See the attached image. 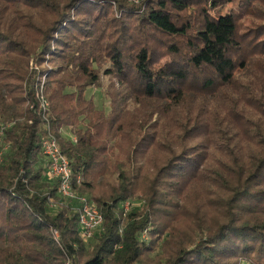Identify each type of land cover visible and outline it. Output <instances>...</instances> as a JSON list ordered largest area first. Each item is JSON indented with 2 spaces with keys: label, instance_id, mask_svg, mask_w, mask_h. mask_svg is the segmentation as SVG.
Listing matches in <instances>:
<instances>
[{
  "label": "trees",
  "instance_id": "16d2710c",
  "mask_svg": "<svg viewBox=\"0 0 264 264\" xmlns=\"http://www.w3.org/2000/svg\"><path fill=\"white\" fill-rule=\"evenodd\" d=\"M234 1L0 0V264H264V102L249 88L264 75L241 55L255 38L264 53V24L243 37ZM49 54L40 95L29 60ZM103 67L109 112L88 97ZM48 135L77 194L98 193L94 244L47 172ZM134 200L146 207L123 223Z\"/></svg>",
  "mask_w": 264,
  "mask_h": 264
},
{
  "label": "rangeland",
  "instance_id": "374dc122",
  "mask_svg": "<svg viewBox=\"0 0 264 264\" xmlns=\"http://www.w3.org/2000/svg\"><path fill=\"white\" fill-rule=\"evenodd\" d=\"M220 1L221 3H224L225 0H220ZM249 1L250 2L248 4L246 2H242V0H236L234 2L229 3V5L225 4V7L223 8L224 14H228L231 11H234L235 15L237 16L239 20L240 32L244 34L246 33L245 35H243V37L246 35L248 36L251 33H254V31L258 29V26L264 24V0H249ZM24 24H25V20H22L20 25L23 27H26V25L24 26ZM25 33H27L26 28L24 29V34ZM35 39H36V35L30 34L28 41L34 42ZM257 42L258 41H256V38H255L253 41L245 42V44L243 45V51L241 55L249 56L252 60L250 66L248 67L249 70L246 74V77H249L250 75H252L251 77H253V73L255 69L257 71H262L264 75V53L260 57H254V55L258 53V51L255 50V46ZM35 58L37 57H34L29 60V69L30 71L33 72V76L34 78H36L35 81H37L39 85L41 86V88H39L40 90L39 93L41 95L42 91L44 90L43 87L46 81V77H43L42 74L48 75V73L51 71V67H54V63L58 62V57L55 58V56L53 57V55L51 56V54H49V55H46L45 60L42 59L40 63H37L38 58L37 59ZM105 69L106 67H103V69L101 70V87L91 88L88 91V97H93L95 99L96 106L98 109L109 112V99L106 96V91L110 84V80L108 79V77L104 76ZM263 80L264 78L262 79L256 78V81L255 82L253 81L251 86H249V88L256 87V89L261 90L260 92L261 96H257V98L255 99L261 102H264V85L263 84L261 85V82ZM6 83L8 82L6 81ZM63 134L66 137L70 136L67 131H64ZM104 183H108V185L101 187V190H100L101 192L102 191L111 192L112 189H114L119 184L116 175L105 178ZM144 189H146V186H143V190L137 193V195L144 196V192H143ZM78 196L79 197L86 196L87 198L92 200L94 203H96L94 199H95V196H98V193L97 191H95L94 194H91L90 192L85 191L81 195L78 194ZM143 201L145 200H141V201L134 200V203L132 201L126 202V204L124 205V213L119 212V216L121 217L123 223H125L127 214L132 210V208H143V205H144ZM130 202H132L133 204H131ZM158 207H161V206H157V208ZM158 209H159L157 212L158 214L155 219H157L159 222H162V215L160 214L162 207ZM121 228H124V227L122 226ZM98 235L99 233H97V236ZM145 239H148V236ZM90 241H93L92 243L94 244L96 240L92 239Z\"/></svg>",
  "mask_w": 264,
  "mask_h": 264
},
{
  "label": "built area",
  "instance_id": "2783aa9c",
  "mask_svg": "<svg viewBox=\"0 0 264 264\" xmlns=\"http://www.w3.org/2000/svg\"><path fill=\"white\" fill-rule=\"evenodd\" d=\"M42 107L48 108L47 101L41 96ZM7 126H0V163H2L9 151V144L4 137ZM42 155L46 161V168L49 175L58 182V194L64 200L77 203L79 215V230L84 240H92L103 224L104 217L97 205L86 196L79 197L73 188V174L69 160L61 153L58 142L54 136L48 135L42 139ZM80 182V178L78 179ZM122 233V230L120 231ZM54 240L59 243L60 234L52 230ZM66 264H78L68 258Z\"/></svg>",
  "mask_w": 264,
  "mask_h": 264
}]
</instances>
